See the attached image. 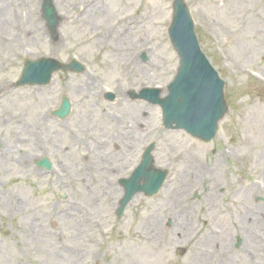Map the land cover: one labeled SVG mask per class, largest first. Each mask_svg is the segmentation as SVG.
<instances>
[{
  "label": "rangeland",
  "instance_id": "rangeland-1",
  "mask_svg": "<svg viewBox=\"0 0 264 264\" xmlns=\"http://www.w3.org/2000/svg\"><path fill=\"white\" fill-rule=\"evenodd\" d=\"M171 1L53 0V38L43 0H0V264H264V0H186L225 81L228 111L208 143L166 130L159 106L128 96L166 91L175 73ZM42 56L87 69L16 87L23 58ZM62 95L72 109L60 121L51 113ZM149 142L166 184L117 219L118 179ZM42 157L51 171L35 166ZM180 171L196 173L193 184H177Z\"/></svg>",
  "mask_w": 264,
  "mask_h": 264
},
{
  "label": "water",
  "instance_id": "water-1",
  "mask_svg": "<svg viewBox=\"0 0 264 264\" xmlns=\"http://www.w3.org/2000/svg\"><path fill=\"white\" fill-rule=\"evenodd\" d=\"M55 13L52 0H45L43 17L54 33L58 22ZM168 33L173 47L180 56V66L169 86V94L159 99L158 90L144 89L138 96H134L159 104L162 108L163 124L166 127H172L175 123L176 128L183 127L193 136L208 142L216 133L217 122L227 111L222 92L224 83L200 52L189 10L182 0H176L173 5V17ZM72 65L80 69L79 65L74 63ZM62 67L50 59L35 62L26 60L18 84H46L49 82L51 73ZM69 108L70 104L64 98L60 108L54 114L65 118ZM151 148L152 146L145 151L142 162L132 176L122 181L125 194L116 212L118 217L135 192L142 190L147 195H151L157 191L165 177V172L151 168ZM39 165L49 167L47 160L40 162ZM141 178L144 179L142 185L139 184Z\"/></svg>",
  "mask_w": 264,
  "mask_h": 264
},
{
  "label": "bare ground",
  "instance_id": "bare-ground-1",
  "mask_svg": "<svg viewBox=\"0 0 264 264\" xmlns=\"http://www.w3.org/2000/svg\"><path fill=\"white\" fill-rule=\"evenodd\" d=\"M1 8H2V6H0V17L1 16H4V14L5 13H3V10H1ZM5 17V16H4ZM263 76H264V74H263ZM200 172V170H197V174ZM193 174L192 172H187V171H180L179 172V174H177L178 175V179H176V183L177 184H179V185H182V187H185V186H187L188 184H193V181L195 180V177L197 176V174ZM165 186V185H164ZM171 186H169V185H167V187H166V190H165V192L164 193H166V195H167V197H165V200H164V204H170V205H174V203H172V202H170V199H169V197H168V195H169V188H170ZM255 191L256 192H260L261 191V189L259 190L257 187H256V189H255ZM179 194V193H178ZM182 196H184V192L183 193H181L179 196H177V201H180L181 200V197ZM249 205V209L248 210H253V211H256V210H258L259 208L258 207H255V206H253V205H251L250 203L248 204ZM176 206H180V205H177L176 204ZM183 208V207H182ZM185 208V207H184ZM183 210V209H182ZM247 212H249V211H247ZM249 213H252V212H249ZM247 214L248 213H246V212H244V215H243V219L244 220H247V221H249L248 219H249V217H247ZM191 212L190 211H186V212H183V216H184V218H186V219H184L183 220V217H180V219L178 218V215H176L177 216V221H178V219H179V221L180 220H183V222L182 223H192V218H190L191 217ZM186 225H188V224H186ZM178 227H179V225H178ZM154 231H155V233L157 234V233H161V229H158V227H155V229H154Z\"/></svg>",
  "mask_w": 264,
  "mask_h": 264
}]
</instances>
